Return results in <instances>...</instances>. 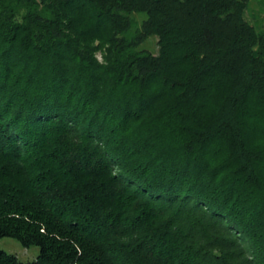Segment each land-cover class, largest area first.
<instances>
[{"label": "trees", "instance_id": "trees-1", "mask_svg": "<svg viewBox=\"0 0 264 264\" xmlns=\"http://www.w3.org/2000/svg\"><path fill=\"white\" fill-rule=\"evenodd\" d=\"M249 3L0 0V264H264Z\"/></svg>", "mask_w": 264, "mask_h": 264}, {"label": "rangeland", "instance_id": "rangeland-1", "mask_svg": "<svg viewBox=\"0 0 264 264\" xmlns=\"http://www.w3.org/2000/svg\"><path fill=\"white\" fill-rule=\"evenodd\" d=\"M141 18H144V16L142 15L139 17V19ZM248 19L252 21L251 23H254L256 27H264V0H250ZM141 47L156 53L158 48L156 37L150 36L146 41H144ZM96 57L101 61L99 53L96 54ZM0 249L15 254L21 262L26 263L34 260L38 254L37 246L32 245L25 248L18 241L9 237L0 238Z\"/></svg>", "mask_w": 264, "mask_h": 264}]
</instances>
